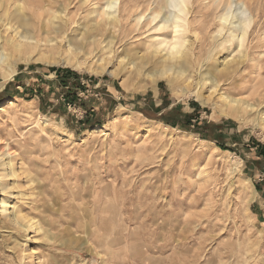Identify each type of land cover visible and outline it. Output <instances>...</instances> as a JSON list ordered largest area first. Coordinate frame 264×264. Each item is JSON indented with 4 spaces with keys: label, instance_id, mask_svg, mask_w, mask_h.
<instances>
[{
    "label": "clouds",
    "instance_id": "obj_1",
    "mask_svg": "<svg viewBox=\"0 0 264 264\" xmlns=\"http://www.w3.org/2000/svg\"><path fill=\"white\" fill-rule=\"evenodd\" d=\"M0 264H264V0H0Z\"/></svg>",
    "mask_w": 264,
    "mask_h": 264
}]
</instances>
